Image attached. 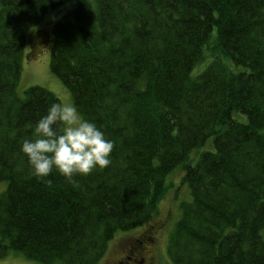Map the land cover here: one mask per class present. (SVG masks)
Here are the masks:
<instances>
[{"label":"trees","instance_id":"obj_1","mask_svg":"<svg viewBox=\"0 0 264 264\" xmlns=\"http://www.w3.org/2000/svg\"><path fill=\"white\" fill-rule=\"evenodd\" d=\"M66 1L0 0V257L98 264L117 231L157 213L180 168L189 199L170 264H264V0H76L38 31ZM45 44L74 106L114 141L107 168L33 175L21 145L60 100L17 87L24 48Z\"/></svg>","mask_w":264,"mask_h":264},{"label":"rangeland","instance_id":"obj_2","mask_svg":"<svg viewBox=\"0 0 264 264\" xmlns=\"http://www.w3.org/2000/svg\"><path fill=\"white\" fill-rule=\"evenodd\" d=\"M76 0H67L57 10L44 15L42 23L36 28L40 32L49 34L53 23L64 13L75 7ZM214 31L211 41L215 39ZM210 56L205 55L204 60L197 67V71L204 68ZM50 48L49 45H40L31 51L29 47L24 48L21 76L17 87V93L23 96L24 90L30 86H41L52 92L60 103L73 104L72 96L63 83L54 76L49 69ZM177 168L166 178V193L159 201L158 211L151 215L141 226L131 230L117 231L108 243L105 254L100 258L98 264H113L123 261L132 248L135 239L141 234L149 235V241L144 245L135 260L122 264H170L167 256V242L177 220L180 217V204L189 199V188L182 182V171ZM6 182L0 183V193L5 189ZM149 252V253H147ZM0 264H42L27 259L21 254L10 251L6 256L0 257ZM54 264H62L58 261Z\"/></svg>","mask_w":264,"mask_h":264},{"label":"clouds","instance_id":"obj_3","mask_svg":"<svg viewBox=\"0 0 264 264\" xmlns=\"http://www.w3.org/2000/svg\"><path fill=\"white\" fill-rule=\"evenodd\" d=\"M114 147V141L77 107L52 102L36 122L33 137L23 141L21 151L36 177H48L55 170L71 179L107 168Z\"/></svg>","mask_w":264,"mask_h":264},{"label":"flooded vegetation","instance_id":"obj_4","mask_svg":"<svg viewBox=\"0 0 264 264\" xmlns=\"http://www.w3.org/2000/svg\"><path fill=\"white\" fill-rule=\"evenodd\" d=\"M129 260V259H128Z\"/></svg>","mask_w":264,"mask_h":264}]
</instances>
